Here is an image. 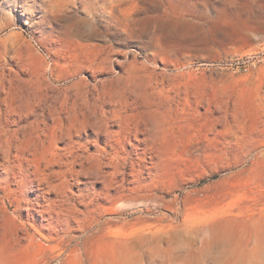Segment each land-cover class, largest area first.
Returning a JSON list of instances; mask_svg holds the SVG:
<instances>
[{
	"label": "rangeland",
	"instance_id": "rangeland-1",
	"mask_svg": "<svg viewBox=\"0 0 264 264\" xmlns=\"http://www.w3.org/2000/svg\"><path fill=\"white\" fill-rule=\"evenodd\" d=\"M257 54L264 0H0V264H264Z\"/></svg>",
	"mask_w": 264,
	"mask_h": 264
},
{
	"label": "bare ground",
	"instance_id": "bare-ground-1",
	"mask_svg": "<svg viewBox=\"0 0 264 264\" xmlns=\"http://www.w3.org/2000/svg\"><path fill=\"white\" fill-rule=\"evenodd\" d=\"M46 202L51 203L50 200H46ZM60 215H61V213L59 214V217H60ZM29 217L32 218L33 215L29 214ZM20 219H21V217H20ZM63 225H64V222L63 223L60 222L58 224V226H56V228L58 229V227H60V229H61L63 227ZM22 226L24 227L25 230L30 231L29 226H28V224L26 222H23ZM216 227H218V226H216ZM49 230L54 231V228L53 229H49ZM62 230H63V228H62ZM55 232H56V230H55ZM220 234H222V233H220ZM29 235L30 234L28 233L26 239H30ZM231 236H232V234H231ZM231 236H230V233L228 235L227 234H222V237L228 239L230 242H234V240H233V238ZM52 239H55V238H52ZM39 250L40 251L45 250L46 252H50L52 255H55V257H53V260L55 262H59V264L63 263V259H61V257L66 255V254L67 255H73V256H75L77 258H82V256H83L82 255L83 254V248L82 247L72 246L71 244H66V243H64V244L63 243H59V244H56V245H52V244L43 245V246H40ZM26 251H27V257L31 258L32 257L31 248L27 247ZM33 254L35 255V256L33 255V258H35V260L37 258H39L37 256V254H36V250L35 249H34ZM48 258L49 257H43L41 259V261L37 262V264H51L50 261L48 260ZM117 259L119 260L120 264H133L134 263L133 256L127 251H125L120 256L117 255Z\"/></svg>",
	"mask_w": 264,
	"mask_h": 264
},
{
	"label": "built area",
	"instance_id": "built-area-1",
	"mask_svg": "<svg viewBox=\"0 0 264 264\" xmlns=\"http://www.w3.org/2000/svg\"><path fill=\"white\" fill-rule=\"evenodd\" d=\"M264 61V54H257L249 56L245 59L238 60L235 64H232L233 67H236L238 71L248 73L250 69V65L262 63Z\"/></svg>",
	"mask_w": 264,
	"mask_h": 264
}]
</instances>
